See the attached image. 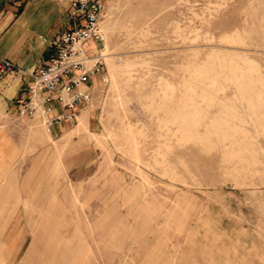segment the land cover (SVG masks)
Masks as SVG:
<instances>
[{
  "label": "rangeland",
  "instance_id": "rangeland-1",
  "mask_svg": "<svg viewBox=\"0 0 264 264\" xmlns=\"http://www.w3.org/2000/svg\"><path fill=\"white\" fill-rule=\"evenodd\" d=\"M102 1L89 148L2 176L0 264H264V0Z\"/></svg>",
  "mask_w": 264,
  "mask_h": 264
},
{
  "label": "crops",
  "instance_id": "crops-1",
  "mask_svg": "<svg viewBox=\"0 0 264 264\" xmlns=\"http://www.w3.org/2000/svg\"><path fill=\"white\" fill-rule=\"evenodd\" d=\"M20 1L14 3L7 13L0 15L2 38L4 39L14 32L18 33L17 43H12L10 49H7L5 54L0 56V58L9 59L16 66L15 69L0 78V181H2V176L15 172L20 165L24 167L31 156H35L39 160L45 159L50 164L55 162L57 152H60V150L63 153V158H67L72 155H67L69 153L66 152L73 149L82 152L89 148L87 144L82 143L79 134L76 133L78 128L76 119L89 123L90 126L92 102L90 105L87 104L88 106L83 104L75 111L65 110L58 102H52L53 111L48 118L52 119L60 115L66 116L52 125H45L43 118L39 116L29 121L21 119L19 116L20 103L26 98L28 87L33 81L32 74L45 64L50 43L69 24L68 0H56V4L66 2L68 20L58 17L54 27L50 29L51 35L44 38L43 43L40 41L35 43L33 37L29 42L30 34L33 35V32H30L32 30L29 27L30 19L25 15L32 8L31 5L34 0H32L33 2H30V0ZM55 12V10L50 11L52 14ZM95 46L96 43L90 44L92 48ZM14 47H20V49L15 51ZM100 75L97 74L89 81L87 84L88 89L97 87ZM41 121H43V124L38 125V122ZM28 125H31V127ZM26 139H30L29 143L25 141ZM26 149H30L31 152L26 153ZM89 165L87 164L86 167L88 168ZM23 188L27 187L23 186ZM33 253L34 250H31L30 254L33 255Z\"/></svg>",
  "mask_w": 264,
  "mask_h": 264
},
{
  "label": "built area",
  "instance_id": "built-area-1",
  "mask_svg": "<svg viewBox=\"0 0 264 264\" xmlns=\"http://www.w3.org/2000/svg\"><path fill=\"white\" fill-rule=\"evenodd\" d=\"M68 3V27L50 43L48 58L32 74L27 96L20 103L19 116L26 121L39 116L45 125H52L64 119L65 115L48 118L53 111L52 102L72 111L90 104L93 94L87 84L104 71L103 1L68 0ZM91 43L96 46L90 47ZM15 68L9 59L0 58V78Z\"/></svg>",
  "mask_w": 264,
  "mask_h": 264
},
{
  "label": "trees",
  "instance_id": "trees-1",
  "mask_svg": "<svg viewBox=\"0 0 264 264\" xmlns=\"http://www.w3.org/2000/svg\"><path fill=\"white\" fill-rule=\"evenodd\" d=\"M23 7V5L21 6V8Z\"/></svg>",
  "mask_w": 264,
  "mask_h": 264
}]
</instances>
